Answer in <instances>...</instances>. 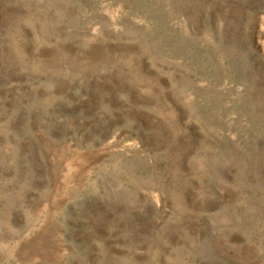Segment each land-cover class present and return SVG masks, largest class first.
<instances>
[{
  "label": "rangeland",
  "instance_id": "rangeland-1",
  "mask_svg": "<svg viewBox=\"0 0 264 264\" xmlns=\"http://www.w3.org/2000/svg\"><path fill=\"white\" fill-rule=\"evenodd\" d=\"M0 264H264V0H0Z\"/></svg>",
  "mask_w": 264,
  "mask_h": 264
}]
</instances>
